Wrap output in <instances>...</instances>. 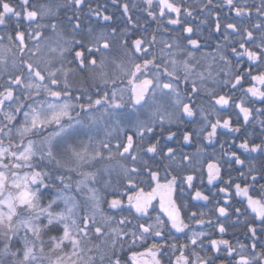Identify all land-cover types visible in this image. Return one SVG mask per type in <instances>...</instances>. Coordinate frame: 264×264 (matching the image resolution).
Segmentation results:
<instances>
[{
    "label": "snow or ice",
    "instance_id": "6c2138e0",
    "mask_svg": "<svg viewBox=\"0 0 264 264\" xmlns=\"http://www.w3.org/2000/svg\"><path fill=\"white\" fill-rule=\"evenodd\" d=\"M112 3L0 0V264H264V0ZM221 130L206 193L176 145Z\"/></svg>",
    "mask_w": 264,
    "mask_h": 264
},
{
    "label": "flooded vegetation",
    "instance_id": "af4514ba",
    "mask_svg": "<svg viewBox=\"0 0 264 264\" xmlns=\"http://www.w3.org/2000/svg\"><path fill=\"white\" fill-rule=\"evenodd\" d=\"M14 2H17V0H14ZM94 7V5H96L97 3H99L100 5L104 6L105 8L109 5H114L112 2L108 1V0H105V1H102V0H98V2H95L93 0L90 1ZM191 3H198L199 0H190ZM250 3V1H248ZM225 11H227V9H225ZM119 13L121 14L122 13V9L120 8V11ZM61 15H63V12L61 13ZM123 18H121L119 16V24H120V27H124V24H125V17L122 15ZM89 18V17H88ZM89 23L94 27L96 28L97 30H99L101 27V25L103 24L102 21H97L96 18L94 17H91L89 18ZM102 23V24H101ZM156 23L155 22H151V32L153 30L156 29ZM172 27H175L176 30L175 31H170L169 35H176L179 33V28L176 27V26H172ZM0 30H3V26H0ZM30 43V46H31V42ZM43 46V45H42ZM203 51H207V52H211V47L209 46L208 48H205L203 49ZM116 53H113V55H115ZM199 56V53L197 54ZM48 60V56L47 54H43L40 56V61L41 63L43 62H46ZM35 62V61H34ZM58 66V65H57ZM79 81L78 83H76V87H80L81 84H80V80H77ZM126 83V82H125ZM121 87H124L125 84H121L120 85ZM237 95H239V93H237ZM221 115H224V113H221ZM216 117L214 115H210L209 116V119L210 120H214ZM233 121L235 122L236 121V117L235 115H233ZM241 123H242V118H241ZM200 125L197 124V125H190V127H199ZM258 128V125L256 126ZM245 129H247V131L251 132L253 130V126L252 125H247V126H243L242 127V130H241V134H238V135H242L244 132H245ZM179 135V133H178ZM231 138H232V134L231 133H228L226 130H221L220 133L218 134V136L214 139L213 143L209 144L207 141H203L201 139H197L195 140L191 145H186V146H183V145H176L178 147V149L182 152H185V153H188L189 155H192L194 157V166L196 168H201V166H203V170H204V184L203 185H200V187L202 188V190H204L206 193H209V192H216V188L215 187H211L209 185H207V176H206V166H207V163L208 162H211V161H218L221 165H222V168H221V175L223 177L224 180H226L228 178V166L226 164V158L223 156V151L220 147V144L221 142H226L224 143V150H227L229 148V144L231 142ZM239 141L237 140V143ZM257 142H259L257 140ZM199 149V151H198ZM233 150H236L233 146ZM234 168H238L239 166H233ZM199 173H197V176L199 177ZM231 175L233 177H236L237 176V172L236 171H232L231 172ZM196 184L199 185V179H197V181L195 182ZM218 186H223V181H217L215 182ZM234 191V190H233ZM217 199H219V197H217ZM240 198H236L233 203H236ZM154 203H156L154 201ZM214 201L211 200V197H210V201L209 202H199V210L201 211H204L205 213H207L208 215H211L213 216V224H215V217H214V214L209 212V209H213L214 208ZM106 207V206H105ZM156 213H159V207H158V204H157V210H156ZM197 226L199 225H193V229H195ZM200 228L202 229H205V228H214L212 226H208V225H204V226H199ZM176 234V233H175ZM177 243H181V242H177ZM143 251V250H141ZM216 264H226V261L224 260V257L223 255H221L220 259L217 260Z\"/></svg>",
    "mask_w": 264,
    "mask_h": 264
},
{
    "label": "trees",
    "instance_id": "16d2710c",
    "mask_svg": "<svg viewBox=\"0 0 264 264\" xmlns=\"http://www.w3.org/2000/svg\"><path fill=\"white\" fill-rule=\"evenodd\" d=\"M91 1V0H90ZM95 2H98V0H93ZM100 1V0H99ZM102 1H105V0H102ZM110 2H112V0H108ZM250 1V3L252 2V0H248ZM123 2V0H122ZM128 2L130 4L132 3H135V4H138V5H142L143 4V0H128ZM96 5H94L95 7ZM107 10L109 11V13H111L113 16H114V21H113V24L115 26H118L120 27V24H119V16L121 18L122 17V13L120 14L119 11H120V7L118 5H109L106 7ZM87 12V10L85 9V13ZM70 14V13H69ZM134 19H139L140 20V23L141 25H143L144 27L147 28L148 32H151V20L150 18L147 17L146 13L141 11L139 8H136V9H132L131 13H130ZM82 18L85 19V22L86 23H89V18L88 16H85L84 14H82ZM125 24L124 26L127 24V20L125 18ZM102 24V23H101ZM101 27V26H100ZM127 27L131 30L132 29V25H127ZM99 30H102V28H100ZM137 32V34H139V32L141 31V29H136L135 30ZM158 214V213H156ZM152 215H154V213H152ZM241 229H242V226H241ZM194 230L196 231H205V232H210V233H213L214 235H217L218 234L216 233V229L215 228H205V229H202L200 228L199 226H197ZM190 234V233H189ZM173 236L176 238V242H184V236L182 234H175L173 233ZM236 237H239L240 240L244 241L245 240V237L242 235V230H238L236 232H233L231 229L229 230V233L224 237L226 239H231L233 241H235V238ZM139 250H143V248L139 249Z\"/></svg>",
    "mask_w": 264,
    "mask_h": 264
},
{
    "label": "rangeland",
    "instance_id": "374dc122",
    "mask_svg": "<svg viewBox=\"0 0 264 264\" xmlns=\"http://www.w3.org/2000/svg\"><path fill=\"white\" fill-rule=\"evenodd\" d=\"M72 80H73L74 86L76 87V86H77L76 83L79 82V81H77V80H80V77H79L78 75H77V76H73V77H72ZM77 198L80 199L79 196H78ZM153 213H154L153 217H155L156 212H153ZM99 243H100V241L94 239V240L92 241V243H91L89 246H92V245H95V244H99ZM125 251H127V249H125Z\"/></svg>",
    "mask_w": 264,
    "mask_h": 264
}]
</instances>
